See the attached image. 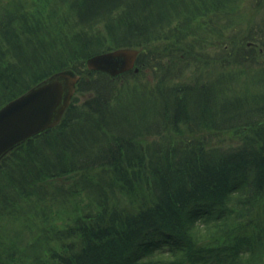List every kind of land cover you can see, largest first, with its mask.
Segmentation results:
<instances>
[{
  "label": "trees",
  "instance_id": "16d2710c",
  "mask_svg": "<svg viewBox=\"0 0 264 264\" xmlns=\"http://www.w3.org/2000/svg\"><path fill=\"white\" fill-rule=\"evenodd\" d=\"M62 69L0 160V264H264V0H0V107Z\"/></svg>",
  "mask_w": 264,
  "mask_h": 264
},
{
  "label": "water",
  "instance_id": "95a60500",
  "mask_svg": "<svg viewBox=\"0 0 264 264\" xmlns=\"http://www.w3.org/2000/svg\"><path fill=\"white\" fill-rule=\"evenodd\" d=\"M138 49L116 48L87 58L89 69L112 76L134 66ZM80 75L69 69L56 71L0 107V160L13 147L60 121L69 106Z\"/></svg>",
  "mask_w": 264,
  "mask_h": 264
},
{
  "label": "rangeland",
  "instance_id": "374dc122",
  "mask_svg": "<svg viewBox=\"0 0 264 264\" xmlns=\"http://www.w3.org/2000/svg\"><path fill=\"white\" fill-rule=\"evenodd\" d=\"M121 47H123V48H127V47H130V48H136V47H131V46H121ZM121 47H117V48H121ZM114 49H116V48H111V49H109V50H106V51H110V50H114ZM136 49H138V53H139V50H140V48L139 47H137ZM104 52V51H103ZM138 55V54H137ZM136 59H137V57H136ZM134 66H137L136 65V61H135V65ZM138 67V66H137ZM138 71V70H137ZM137 71H135V72H137ZM47 77V76H46Z\"/></svg>",
  "mask_w": 264,
  "mask_h": 264
}]
</instances>
